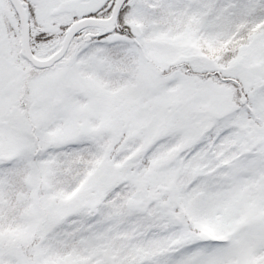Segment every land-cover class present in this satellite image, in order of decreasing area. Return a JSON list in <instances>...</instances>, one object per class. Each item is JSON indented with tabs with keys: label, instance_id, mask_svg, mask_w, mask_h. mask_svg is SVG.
Instances as JSON below:
<instances>
[{
	"label": "snow or ice",
	"instance_id": "1",
	"mask_svg": "<svg viewBox=\"0 0 264 264\" xmlns=\"http://www.w3.org/2000/svg\"><path fill=\"white\" fill-rule=\"evenodd\" d=\"M0 264H264V0H0Z\"/></svg>",
	"mask_w": 264,
	"mask_h": 264
}]
</instances>
